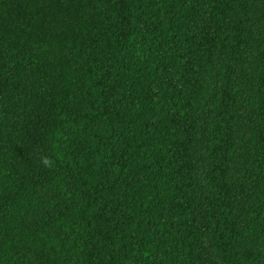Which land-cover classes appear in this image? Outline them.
Wrapping results in <instances>:
<instances>
[{"label":"trees","instance_id":"16d2710c","mask_svg":"<svg viewBox=\"0 0 264 264\" xmlns=\"http://www.w3.org/2000/svg\"><path fill=\"white\" fill-rule=\"evenodd\" d=\"M0 264H264V0H0Z\"/></svg>","mask_w":264,"mask_h":264}]
</instances>
